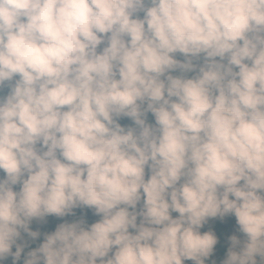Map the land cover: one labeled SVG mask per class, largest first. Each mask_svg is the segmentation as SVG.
Returning <instances> with one entry per match:
<instances>
[{
  "label": "clouds",
  "instance_id": "9594fccd",
  "mask_svg": "<svg viewBox=\"0 0 264 264\" xmlns=\"http://www.w3.org/2000/svg\"><path fill=\"white\" fill-rule=\"evenodd\" d=\"M6 82L0 264L32 220L80 206L101 218L24 264H204L199 230L228 214L246 241L223 264H264V0H0Z\"/></svg>",
  "mask_w": 264,
  "mask_h": 264
},
{
  "label": "trees",
  "instance_id": "16d2710c",
  "mask_svg": "<svg viewBox=\"0 0 264 264\" xmlns=\"http://www.w3.org/2000/svg\"><path fill=\"white\" fill-rule=\"evenodd\" d=\"M141 18L143 16V13L138 14ZM176 59L183 62L184 57L180 54H176ZM219 59V58H217ZM194 63L197 64V69L193 72L186 73L185 75L188 78H191L193 75H196L198 73V67L203 64V58H199L198 60H194ZM226 63V61H225ZM173 76H179L181 75L180 70H176L174 72L170 73ZM9 91L8 88V82H6V85L4 87V90L0 95H7ZM146 106V105H145ZM117 123H119L122 127H124L126 130L128 128H136V125L134 122L128 118V117H119L116 118ZM146 122L150 125H154V117L151 115V113L146 114ZM39 147V146H38ZM149 169L145 168V179L147 180L150 176ZM4 174L0 172V178H3ZM242 183V182H241ZM14 190H19V185L15 186ZM232 199V197H229ZM143 206V197L141 201L138 203L135 211L139 212L142 209ZM129 211H133V209H129ZM72 215H66L61 218H57L54 216H49L45 218V221L40 220H32L29 224V230L30 231H37L39 232V235L33 239L30 236H28L27 233H25L23 230H21V235L16 241V245H21L23 247V250L21 252L19 260L15 262V264H24V260L27 258V254L31 251L36 250L39 248V246L44 242V237L47 234H51L55 231L56 227L61 223H73V222H79L81 220L84 221L83 226L85 228H88L92 223L97 222L101 217L98 215H95L94 209H88L84 206H80L78 208H75L72 210ZM173 218H176L178 216L177 213H172ZM141 217H137V225H139L141 221ZM130 232L134 233L133 229H129ZM201 234L204 232L211 231L217 238V244L214 246L212 254L204 260V264H223V261L227 259L229 249H232L234 251H239L240 246L246 241V237L243 233L239 231V226L236 224L235 217L231 214L226 215L225 217H217V218H209L208 221L204 224V226L201 227L199 230ZM235 236L240 242L241 245L237 246L236 248H233L232 240L231 238ZM16 245H13L12 252L14 253L16 251ZM113 252L115 249L112 250ZM112 255V252L109 253V257ZM106 257L105 259H107ZM257 264H262L261 257L256 256L255 257ZM3 264H13V257L10 255L5 258ZM97 264H99V260H97ZM183 264H195L192 260H185L183 261Z\"/></svg>",
  "mask_w": 264,
  "mask_h": 264
},
{
  "label": "rangeland",
  "instance_id": "374dc122",
  "mask_svg": "<svg viewBox=\"0 0 264 264\" xmlns=\"http://www.w3.org/2000/svg\"><path fill=\"white\" fill-rule=\"evenodd\" d=\"M101 48L103 47V45L100 46ZM99 50V49H98Z\"/></svg>",
  "mask_w": 264,
  "mask_h": 264
}]
</instances>
